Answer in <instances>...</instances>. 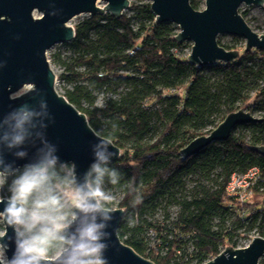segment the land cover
<instances>
[{
  "label": "trees",
  "instance_id": "16d2710c",
  "mask_svg": "<svg viewBox=\"0 0 264 264\" xmlns=\"http://www.w3.org/2000/svg\"><path fill=\"white\" fill-rule=\"evenodd\" d=\"M190 5L198 9L195 0ZM129 9L144 20L137 29L126 14L120 19L109 14L90 16L74 26L75 38L66 44L78 56L63 62L61 79L72 86L63 96L87 117L95 132L121 151L110 165L121 173L114 185L121 192L116 207L124 211L120 240L154 264H205L229 245L235 247L232 238L237 233L224 225L228 208H235L232 222L239 229H255L264 238V207L253 200L264 197V157L249 149L264 147V122L243 125L249 135L232 132L227 141L212 144L186 161L179 152L195 138L208 135L211 130L204 132L205 127L215 128L239 109L257 112L264 119V52L243 50L236 62L209 65L206 70L218 76L211 81L178 56L185 43L175 41L174 24L156 23L150 3H131ZM54 58L59 60L60 54ZM80 66L84 72L78 71ZM95 88L124 90L116 99L93 107ZM253 168L259 179L251 187V198L241 202L229 196L231 177ZM193 174L209 185H199L188 200L183 195L185 178ZM165 198L175 200L179 208L171 225H137ZM130 218L135 225H129ZM216 218L219 231L214 230ZM259 264H264V256Z\"/></svg>",
  "mask_w": 264,
  "mask_h": 264
},
{
  "label": "water",
  "instance_id": "95a60500",
  "mask_svg": "<svg viewBox=\"0 0 264 264\" xmlns=\"http://www.w3.org/2000/svg\"><path fill=\"white\" fill-rule=\"evenodd\" d=\"M149 1L156 23H172L178 27L177 44L192 43L187 57L192 66L200 68L237 60L238 51L218 44L221 34L242 38L246 52L252 49L264 52V34L254 32L239 13L241 5L263 7L264 0H204L202 11L193 9L190 0ZM98 2H103L104 6L98 7ZM130 6V0H0V64H3L0 68V115L22 103H35L31 98L35 84L53 118L46 130L48 140L57 145L61 160L76 163L81 175L92 162L91 145L97 142L96 132L87 117L56 91V75L48 62L47 52L57 44L74 40L75 29L70 25L74 18L109 14L120 19ZM260 122L264 119L239 109L228 114L208 135L192 140L179 152V157L186 161L212 144L227 141L237 127ZM249 149L264 157L263 146ZM109 150L115 153L112 163L117 162L120 149L111 142ZM7 159L11 161V155ZM26 162L16 161L17 165ZM261 204L264 207V197ZM112 216L108 229L111 247L106 253L109 264H154L120 240L118 229L124 211L114 209ZM8 255L11 256V251ZM263 256L264 238L255 237L247 247H226L205 264H259Z\"/></svg>",
  "mask_w": 264,
  "mask_h": 264
},
{
  "label": "clouds",
  "instance_id": "9594fccd",
  "mask_svg": "<svg viewBox=\"0 0 264 264\" xmlns=\"http://www.w3.org/2000/svg\"><path fill=\"white\" fill-rule=\"evenodd\" d=\"M31 98L0 115V264H109L114 196L105 185L121 179L111 141L94 133L92 162L78 174L47 138L53 118L35 84Z\"/></svg>",
  "mask_w": 264,
  "mask_h": 264
},
{
  "label": "rangeland",
  "instance_id": "374dc122",
  "mask_svg": "<svg viewBox=\"0 0 264 264\" xmlns=\"http://www.w3.org/2000/svg\"><path fill=\"white\" fill-rule=\"evenodd\" d=\"M198 4V11H202L204 9V0H195ZM131 3H136L137 5H143L150 3L149 0H130ZM97 6L102 8L104 6L103 2H98ZM239 13H244V20L248 24V26L257 34L261 35L264 34V6H246L241 5L239 7ZM124 14L127 15V17L130 19L131 26L134 29H137L138 25L143 22V18H141V14H139L138 11H132L131 9H128L124 12ZM36 17L39 16V14H35ZM90 17L89 15H81L76 18H74L70 25L73 27L81 20ZM176 26V25H175ZM177 27V26H176ZM178 28V27H177ZM179 32V29H178ZM218 43L226 48H230L229 50H236L238 52H243L245 50V41L236 36L227 35V34H221L217 38ZM191 42H185V47H183L181 50L177 52L178 56L181 58H187L190 55L191 52ZM60 54V59L57 60L55 55ZM78 56V53L69 45L66 43L64 44H57L53 47H51L47 52V59L51 66V69L56 75V84L55 88L56 91L59 92V94L64 95V92L66 89H71V85H68L64 81H62L61 77L65 73V69L63 66V62H68L71 60H74ZM236 62V60L234 61ZM208 66H202L199 69L203 71V74L207 76L208 79L211 81L217 80L218 76L214 75V73L208 72L206 69ZM78 71L84 72L85 69L80 66L77 68ZM78 85H83L85 87H88L87 82H80ZM124 90V88H119L116 92L113 91H106L104 89L95 88L93 89V97L95 99L94 106L93 107H101L108 99H116L117 95L120 91ZM84 107L86 106V103L83 102ZM158 104L152 105L151 109L154 110L155 107ZM239 104H236L238 106ZM246 111V110H245ZM252 115L256 118H259L260 114L257 112L252 113ZM213 126H207L204 128V132L213 130ZM234 135H249V129H242V126L237 127L233 131ZM150 137L145 138V140L150 139ZM209 185L208 181L205 179H202L199 174H193L190 176H187L185 178V192L183 193L184 197L188 200H190L193 197V194L195 191H199V185ZM106 190L110 191L113 196L114 200L108 205L112 210L117 209V203L121 197V192L118 188H115L114 185L106 183L105 185ZM251 198V197H250ZM263 198V197H262ZM262 198H255L253 199L256 202H262ZM160 207L159 209L153 213L152 215L144 216L143 219H138L137 225L142 226L145 225L146 222L148 223H157L159 226L163 225H171V223L174 222L175 216L177 215L179 208L178 204L175 200H168L167 198L160 200ZM237 217V213L235 212V208H228V214L226 217V221L224 223L225 228L230 231L231 233H237V235L233 236L232 242H235V247L229 245L228 247H233L235 249H242L247 247L253 238L259 237L258 231L250 230L249 232H244V230L239 229L232 221L233 219ZM167 222V224H166ZM129 225L134 224L135 222L133 219H128ZM214 230L219 231L220 226V219L216 218L214 219ZM0 230H4V225L0 224ZM223 251V250H222ZM221 251V252H222Z\"/></svg>",
  "mask_w": 264,
  "mask_h": 264
},
{
  "label": "built area",
  "instance_id": "2783aa9c",
  "mask_svg": "<svg viewBox=\"0 0 264 264\" xmlns=\"http://www.w3.org/2000/svg\"><path fill=\"white\" fill-rule=\"evenodd\" d=\"M259 172L256 168L250 169L246 174L233 175L227 185L226 192L241 202L251 197V187L257 183Z\"/></svg>",
  "mask_w": 264,
  "mask_h": 264
}]
</instances>
